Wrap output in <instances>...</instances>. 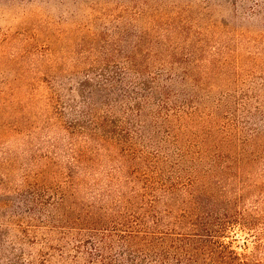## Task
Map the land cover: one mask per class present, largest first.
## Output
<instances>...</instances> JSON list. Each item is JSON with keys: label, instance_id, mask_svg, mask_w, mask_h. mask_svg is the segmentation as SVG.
<instances>
[{"label": "trees", "instance_id": "16d2710c", "mask_svg": "<svg viewBox=\"0 0 264 264\" xmlns=\"http://www.w3.org/2000/svg\"><path fill=\"white\" fill-rule=\"evenodd\" d=\"M137 2L133 29L46 97L55 154L32 158L18 227L41 264H264V74L219 91L222 32L180 0Z\"/></svg>", "mask_w": 264, "mask_h": 264}, {"label": "rangeland", "instance_id": "374dc122", "mask_svg": "<svg viewBox=\"0 0 264 264\" xmlns=\"http://www.w3.org/2000/svg\"><path fill=\"white\" fill-rule=\"evenodd\" d=\"M183 3L204 25L221 31V38L236 50L225 69L232 84L221 81L219 91L230 94L236 86L242 90L240 83L246 84L250 70L264 74V0ZM135 4L141 6L137 0H0V227L9 257L1 254L0 264H41L42 255L50 253L40 234L34 242L18 227L19 221L29 220L18 194L26 170L33 168L32 158L55 154L46 127L56 121L46 97L56 82L99 60L118 44L124 29H133ZM23 231L30 237L34 232ZM243 236L237 243H243ZM246 245L245 251L251 252L253 241L247 238Z\"/></svg>", "mask_w": 264, "mask_h": 264}]
</instances>
